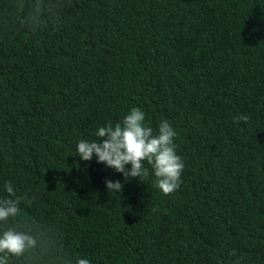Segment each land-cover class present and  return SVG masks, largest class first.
Here are the masks:
<instances>
[{
	"label": "trees",
	"instance_id": "obj_1",
	"mask_svg": "<svg viewBox=\"0 0 264 264\" xmlns=\"http://www.w3.org/2000/svg\"><path fill=\"white\" fill-rule=\"evenodd\" d=\"M133 107L176 132L169 195L77 154ZM5 182L7 264H264V0H0Z\"/></svg>",
	"mask_w": 264,
	"mask_h": 264
},
{
	"label": "clouds",
	"instance_id": "obj_2",
	"mask_svg": "<svg viewBox=\"0 0 264 264\" xmlns=\"http://www.w3.org/2000/svg\"><path fill=\"white\" fill-rule=\"evenodd\" d=\"M234 122H247L246 115L234 117ZM145 113L138 107L130 109L121 122L114 125L109 122L99 127L95 133L97 140L81 139L77 143V154L84 161H91L95 157L98 163L105 164L115 172L123 174L124 180L138 178L144 181L148 175L145 161L151 166L155 177V186L163 194L169 195L177 190L181 182L184 168L181 157L176 154L174 137L176 132L167 120L161 121L158 130L145 123ZM131 165L130 168L127 166ZM108 192H121V181L105 180ZM5 190L9 198L0 201V220L9 216H16L19 211V198L10 182H5ZM35 244V240L28 234L7 230L0 236V252L21 255L24 250ZM0 264H7L6 259L0 257ZM76 264H90L85 258H78Z\"/></svg>",
	"mask_w": 264,
	"mask_h": 264
}]
</instances>
